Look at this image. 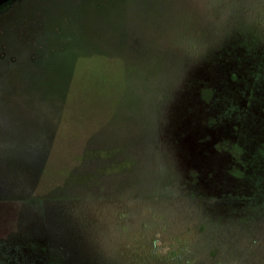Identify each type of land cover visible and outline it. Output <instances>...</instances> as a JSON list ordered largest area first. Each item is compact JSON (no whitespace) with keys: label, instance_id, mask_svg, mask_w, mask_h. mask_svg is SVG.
<instances>
[{"label":"rangeland","instance_id":"obj_1","mask_svg":"<svg viewBox=\"0 0 264 264\" xmlns=\"http://www.w3.org/2000/svg\"><path fill=\"white\" fill-rule=\"evenodd\" d=\"M0 264H264V0H0Z\"/></svg>","mask_w":264,"mask_h":264}]
</instances>
